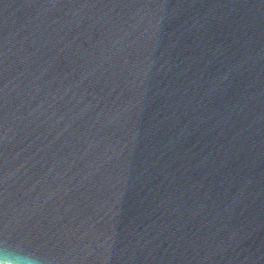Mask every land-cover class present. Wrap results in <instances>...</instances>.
<instances>
[{
  "label": "water",
  "instance_id": "water-1",
  "mask_svg": "<svg viewBox=\"0 0 264 264\" xmlns=\"http://www.w3.org/2000/svg\"><path fill=\"white\" fill-rule=\"evenodd\" d=\"M0 236L264 264V0H0Z\"/></svg>",
  "mask_w": 264,
  "mask_h": 264
},
{
  "label": "clouds",
  "instance_id": "clouds-1",
  "mask_svg": "<svg viewBox=\"0 0 264 264\" xmlns=\"http://www.w3.org/2000/svg\"><path fill=\"white\" fill-rule=\"evenodd\" d=\"M0 264H53V262L45 254L29 250L7 236H0Z\"/></svg>",
  "mask_w": 264,
  "mask_h": 264
}]
</instances>
